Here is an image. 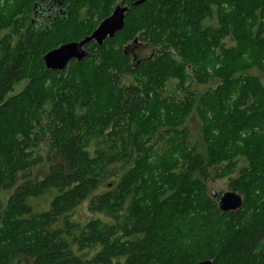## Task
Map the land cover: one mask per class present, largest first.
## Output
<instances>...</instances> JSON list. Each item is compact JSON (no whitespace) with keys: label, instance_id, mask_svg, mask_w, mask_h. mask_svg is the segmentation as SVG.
Here are the masks:
<instances>
[{"label":"trees","instance_id":"1","mask_svg":"<svg viewBox=\"0 0 264 264\" xmlns=\"http://www.w3.org/2000/svg\"><path fill=\"white\" fill-rule=\"evenodd\" d=\"M37 1L19 28L0 8V264H264V84L251 72L264 71V0H61L64 14L33 24ZM118 2L122 29L45 68L42 54ZM213 77L195 103L190 81ZM211 170L239 208H218ZM83 202L94 216L80 222Z\"/></svg>","mask_w":264,"mask_h":264},{"label":"rangeland","instance_id":"2","mask_svg":"<svg viewBox=\"0 0 264 264\" xmlns=\"http://www.w3.org/2000/svg\"><path fill=\"white\" fill-rule=\"evenodd\" d=\"M31 0H7L5 3V0H1L0 1V8H1V13L3 15V17H7L9 14H11V17H15L14 19H16V23H15V27L19 28L21 25H26L29 22V17H30V12H27V5ZM2 4V5H1ZM102 19H98V17L96 16V18L93 19V24H96L94 27L97 26V24L101 21ZM93 27V28H94ZM23 29H21L20 32H22ZM55 33H57V30L55 31ZM229 37L225 38V44L230 45L233 43V41H229L228 40ZM227 39V40H226ZM130 42V43H129ZM128 43H123V46L126 45H131V51L134 52V54L136 55H151L153 54V50L150 46L145 45V43H131V41H129ZM90 45H88L87 48H89ZM251 72L255 75H257L260 79V81L264 84V71L260 70L257 67H253ZM133 76L132 75H125L123 77V81L125 83H128L132 80ZM219 79L218 78H210L208 83H199L195 80H191L190 83L188 84V88H190L194 93H195V103L197 102V98L199 97V95L201 94V92H204L207 88L209 87H215L218 83ZM187 81L185 82V85ZM25 85V81H20L16 84L13 85V89L11 91V93H16L18 92L23 86ZM48 91V89H47ZM183 91H179V95H183ZM47 94V92H46ZM89 101V105L90 106H94L97 105L96 103L99 102H94V101H90L88 100V98H80L79 99V104H82V102H86ZM85 106H87V104H85ZM80 111H84L83 108H81ZM85 113V112H83ZM201 123V119L199 117V115L197 114L196 110L193 108V111L189 112L188 116L186 117L185 123H184V127L185 130L187 132V137L189 136V139L194 142V143H200L201 139H200V133H199V125ZM41 151L43 153L46 152V147L42 146ZM159 160H162L164 164H167L169 162H171L172 160H174L173 157L167 158L166 156H161L159 157ZM216 171V170H215ZM214 170H211V176L209 178H207L205 180V183L207 185L208 188V192L210 193L211 191H215V192H220L223 193L226 190H231L228 186V182H229V178L228 175H224L221 177H215ZM235 173H232L231 176H235ZM160 175L157 177H154L153 182H156L159 179ZM153 182L151 184H153ZM42 204H46V200L42 199ZM94 215L92 213L89 212V210L87 209V203L83 202L80 205H78L75 209L74 212V218L77 221L80 222H84L85 220H87L90 217H93ZM81 253L86 254V255H91L92 254V249H83L81 250ZM21 264H31V262L29 260H23Z\"/></svg>","mask_w":264,"mask_h":264},{"label":"water","instance_id":"3","mask_svg":"<svg viewBox=\"0 0 264 264\" xmlns=\"http://www.w3.org/2000/svg\"><path fill=\"white\" fill-rule=\"evenodd\" d=\"M146 0H136L134 4H138ZM59 9L63 14L61 0H38L32 8L31 22L36 24L40 21L41 15L52 16ZM127 5L116 3L109 15L104 17L91 32L78 40L63 42L58 46L46 51L42 54V61L46 69L62 70L70 60H82L90 52L87 49L88 44L94 41L101 45L106 38H112L117 31L122 29L124 25L125 13L128 11ZM136 40V39H134ZM212 196H216L217 192L211 191ZM242 204V196L232 190H226L219 195L217 205L221 211L235 210ZM195 264H212L210 259L198 261Z\"/></svg>","mask_w":264,"mask_h":264},{"label":"flooded vegetation","instance_id":"4","mask_svg":"<svg viewBox=\"0 0 264 264\" xmlns=\"http://www.w3.org/2000/svg\"><path fill=\"white\" fill-rule=\"evenodd\" d=\"M119 3H120V2H119ZM56 12L60 13L59 9H58L57 11H55V13H56ZM110 13H111V12H110ZM110 13H109V14H110ZM63 14H64V12H63ZM47 18H48L47 15H41V17H40L39 19H40V21H46ZM91 42H94V41H91ZM91 42H90V43H91ZM94 43H95V42H94ZM135 43H136V42H135ZM127 50H128V51H129V50L131 51V48H130V49H127Z\"/></svg>","mask_w":264,"mask_h":264}]
</instances>
